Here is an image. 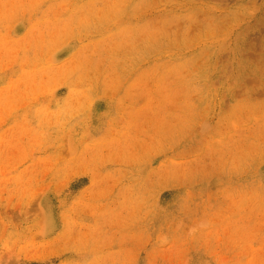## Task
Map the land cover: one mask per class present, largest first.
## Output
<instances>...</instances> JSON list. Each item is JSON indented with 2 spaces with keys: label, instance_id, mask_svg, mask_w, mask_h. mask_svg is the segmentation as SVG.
<instances>
[{
  "label": "rangeland",
  "instance_id": "1",
  "mask_svg": "<svg viewBox=\"0 0 264 264\" xmlns=\"http://www.w3.org/2000/svg\"><path fill=\"white\" fill-rule=\"evenodd\" d=\"M0 264H264V0H0Z\"/></svg>",
  "mask_w": 264,
  "mask_h": 264
}]
</instances>
